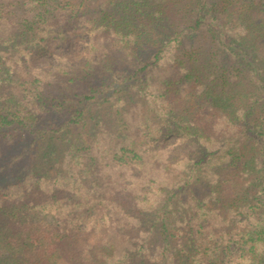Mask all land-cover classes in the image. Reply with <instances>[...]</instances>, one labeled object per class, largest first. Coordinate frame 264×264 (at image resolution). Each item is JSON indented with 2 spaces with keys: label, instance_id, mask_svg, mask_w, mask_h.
<instances>
[{
  "label": "trees",
  "instance_id": "16d2710c",
  "mask_svg": "<svg viewBox=\"0 0 264 264\" xmlns=\"http://www.w3.org/2000/svg\"><path fill=\"white\" fill-rule=\"evenodd\" d=\"M0 264H264V0H0Z\"/></svg>",
  "mask_w": 264,
  "mask_h": 264
},
{
  "label": "rangeland",
  "instance_id": "374dc122",
  "mask_svg": "<svg viewBox=\"0 0 264 264\" xmlns=\"http://www.w3.org/2000/svg\"><path fill=\"white\" fill-rule=\"evenodd\" d=\"M169 141L170 142H174L175 141V138H171ZM188 148H191V146H188ZM46 166L50 168V164L49 163H46Z\"/></svg>",
  "mask_w": 264,
  "mask_h": 264
}]
</instances>
